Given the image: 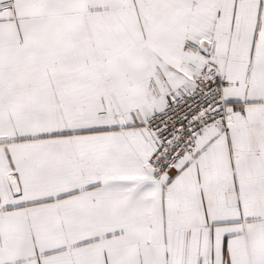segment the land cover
Listing matches in <instances>:
<instances>
[{
    "label": "snow or ice",
    "instance_id": "1",
    "mask_svg": "<svg viewBox=\"0 0 264 264\" xmlns=\"http://www.w3.org/2000/svg\"><path fill=\"white\" fill-rule=\"evenodd\" d=\"M0 264H264V0H0Z\"/></svg>",
    "mask_w": 264,
    "mask_h": 264
}]
</instances>
